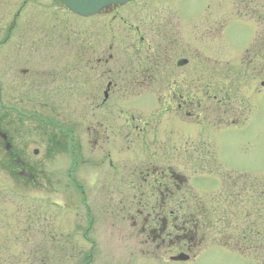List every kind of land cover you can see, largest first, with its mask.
<instances>
[{"label":"rangeland","instance_id":"rangeland-1","mask_svg":"<svg viewBox=\"0 0 264 264\" xmlns=\"http://www.w3.org/2000/svg\"><path fill=\"white\" fill-rule=\"evenodd\" d=\"M247 1L139 0L82 18L63 0H38L35 24H19L23 37L38 38L34 55L6 59L0 52V133L6 135L0 137V264H264V205L256 204L251 190L255 182L264 187V46L258 62L250 63L243 49L255 27L248 20L258 18L242 8L258 3L264 14V0ZM132 24L139 30L123 27ZM164 24L174 31V56L189 60L184 69L199 63V105L187 107L198 123L167 116L166 102L155 94L130 98L125 106L139 116L137 125L158 123L167 146L184 147V139L204 145L194 165L192 158L180 166L162 149L152 157L151 133L134 132L125 143L114 136L95 141L87 131L99 111L90 91L87 108L80 94L81 44L95 48L99 41L96 51L102 53L111 46L107 67L123 69L130 38L158 39ZM257 32L264 39V30ZM95 96L101 101L102 92ZM115 96L107 100L122 105ZM149 165L176 166L187 177L191 188L183 190L182 204L170 202L167 209L187 217L198 207L205 210L196 230L184 224L183 239L173 228L182 221L161 230L164 222L148 219L155 213L152 201L127 187L142 179L129 171ZM224 192L229 202L211 201ZM246 217L259 223V232H242ZM179 252L189 259L171 261Z\"/></svg>","mask_w":264,"mask_h":264},{"label":"flooded vegetation","instance_id":"flooded-vegetation-1","mask_svg":"<svg viewBox=\"0 0 264 264\" xmlns=\"http://www.w3.org/2000/svg\"><path fill=\"white\" fill-rule=\"evenodd\" d=\"M257 1L250 0L247 2L257 3ZM38 4V0H0V52L6 59L12 55L26 56L29 52L33 56L38 49V38L29 39L23 37L22 29L19 28V24L25 19L27 23L35 24V17L39 14ZM118 8L119 6H111L94 16H105L109 12L116 11ZM242 8L245 12L256 15L258 18V22L247 19L254 24L255 30L250 43L243 49L250 63L258 62L259 57L262 56L261 52L264 46V39L260 37V32H257L258 28L264 30V14L261 11L263 6L258 5V3L255 6H251L247 3ZM258 23L261 26L258 27ZM164 25L159 31L160 37L158 39H146L144 37L130 38L129 42L126 43L129 46L124 49V51L129 52V63L123 69L107 67L114 58L111 46L106 53H102L98 48L97 51H100L98 55L96 46L100 44L99 41L95 42V48H91V45L88 43H85V45L81 44L79 51L82 66L79 78L80 94L83 96L84 107L87 108L88 94L92 93V108L99 111L96 113L98 115L96 123L92 127H87V131L89 132V136L93 137L95 141H108L110 136H114L118 138V141H124L125 143L130 141L129 135H132L134 132H138V134L144 137L145 134L151 133L148 144L154 147L150 151L152 157L154 154L164 150L166 154H163V157H170L171 160L175 159V162H180V166H184V163H188V159L192 158L193 160L189 163L194 165L193 162L199 159V148L202 151V155L204 154V145L184 139V147H178L174 143L167 146L163 134H160L158 130V123L151 126L150 122L145 119L143 120V125H137L135 120H140L139 116H136L134 111L125 106L128 104L130 98L138 97L145 93L155 94L161 104V100L166 102L164 111L168 114L167 116L171 115L182 121L198 123L197 119H193L195 117L193 110H197L199 105L197 94L200 87L198 81L194 79L198 75L199 63H197L198 66H194L190 70L184 69L188 66L189 60L174 56L173 52L175 51L173 48L176 45V38L173 37L174 31L172 29L169 30L166 24ZM123 27L127 30L133 28L134 31H138L140 28L137 24ZM24 46H29L31 50H24ZM21 71L28 74L25 68ZM214 72V68L208 62L207 73L210 76H214ZM103 83L105 84L104 87H102ZM260 83V86L263 87L264 83L262 80H260ZM96 84L100 85L97 86ZM89 91L90 93H88ZM100 91L102 92V99L98 101L95 92ZM111 94H116L115 99H117V102L120 100L122 105L120 103L115 105L113 101L109 102L107 97ZM158 94L162 96L158 97ZM208 122L216 125L212 120H208ZM72 140H74L73 137ZM191 147L193 149L190 151ZM107 156L110 158L109 153H107ZM179 156H181V159H179ZM195 165H197L196 167L200 166L199 163H195ZM135 174L142 175V179L134 181L133 178L127 183V187L141 190L142 194L147 195L148 201H152L153 212L155 213H151L152 216L149 213L151 218L148 219L152 222H164V227L161 230L167 226L169 221H182L180 225L175 224L173 228H176L177 234L182 232L181 237L177 236L183 239V236L186 234L183 233V226L188 221L187 216H182L178 211L176 212L166 207L170 202H174L175 205L180 206L182 203H179V201L183 198V190L191 188H189L188 183L186 184L187 177L182 175V170L180 171L176 166L149 165L142 168L137 167L129 171L130 176ZM129 175L128 178L130 177ZM226 194L224 192L221 196L215 195L213 202L216 201L217 203L220 201L226 203L229 198ZM158 208L160 211L156 212ZM135 216H140V214H136ZM193 216L197 221L203 218V215L199 213ZM220 218H225V215H221ZM145 222H147L146 219L143 222L144 227L147 226H145ZM141 231L143 232V230ZM190 233V231L189 233L187 232V234Z\"/></svg>","mask_w":264,"mask_h":264},{"label":"water","instance_id":"water-1","mask_svg":"<svg viewBox=\"0 0 264 264\" xmlns=\"http://www.w3.org/2000/svg\"><path fill=\"white\" fill-rule=\"evenodd\" d=\"M67 7L81 15H90L98 12L104 7L111 4H123L131 0H64ZM174 261H185L188 259V255L185 253H179L175 256L170 257Z\"/></svg>","mask_w":264,"mask_h":264},{"label":"trees","instance_id":"trees-1","mask_svg":"<svg viewBox=\"0 0 264 264\" xmlns=\"http://www.w3.org/2000/svg\"><path fill=\"white\" fill-rule=\"evenodd\" d=\"M254 185H255V188L252 187L251 190H254V191H255V194H256V197H255L256 204H259V203H260V204L262 205V207H263V205H264V187H259V186H257V185H259L258 182H257V183L255 182V183L253 184V186H254ZM255 213H256L257 215L261 214V213H259V205L256 206ZM255 213H254V214H255ZM193 215H195V214H193ZM193 215H192V216L189 215V216L187 217L188 220H189V218H190V220L187 221L186 225H188V223L190 222V224H189L188 226L191 227L192 230H195V228H197L196 226H197L198 222H200V221H202V220L197 221V220L194 218ZM200 215H203V212H202V211H201ZM203 218H204V216H203ZM244 222H245V224L247 223V225L243 226V228H242V230H244V232H247V233L259 232V230H257V229H258V224H259V223H257V222L255 221V222H253V224H249V219H248L247 217L244 219ZM191 229H190V230H191ZM256 230H257V231H256Z\"/></svg>","mask_w":264,"mask_h":264}]
</instances>
